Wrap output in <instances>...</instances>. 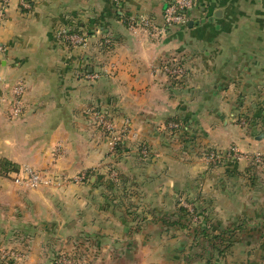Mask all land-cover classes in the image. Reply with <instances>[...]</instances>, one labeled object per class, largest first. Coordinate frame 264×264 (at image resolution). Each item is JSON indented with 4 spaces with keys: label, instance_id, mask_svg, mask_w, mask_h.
<instances>
[{
    "label": "crops",
    "instance_id": "0c3cea01",
    "mask_svg": "<svg viewBox=\"0 0 264 264\" xmlns=\"http://www.w3.org/2000/svg\"><path fill=\"white\" fill-rule=\"evenodd\" d=\"M169 1L11 2L0 24V160L64 178L27 190L0 177V235L21 239L18 264H264V166L251 161L264 152V0H193L186 26L161 32ZM73 24L84 46L61 39ZM167 60L185 70L175 85L158 71ZM111 136L124 144L116 156ZM231 148L238 161L206 162L207 150ZM179 207L196 215L191 234L166 226ZM234 227L223 256L194 245L199 228Z\"/></svg>",
    "mask_w": 264,
    "mask_h": 264
},
{
    "label": "built area",
    "instance_id": "2783aa9c",
    "mask_svg": "<svg viewBox=\"0 0 264 264\" xmlns=\"http://www.w3.org/2000/svg\"><path fill=\"white\" fill-rule=\"evenodd\" d=\"M12 1L13 0H0V24L3 22L7 9L10 7ZM16 1L21 9L29 10L31 7L27 0ZM193 4V0H170L163 12V26L161 28V32L168 28L186 26L188 22V13L189 10L193 8ZM135 23L140 24L146 29L154 30L157 33L160 32L158 31L157 26L144 18H140L136 21L134 20V24ZM73 28L74 27L71 26L61 31V39L67 40L71 46H84L86 40L81 35L72 33L74 32L72 31ZM69 33L72 34L68 35ZM108 43L109 41L106 40L102 42L100 46L104 47ZM163 72L164 75L168 78L169 83H171V81L177 82L181 79V77L185 75V70L179 65V63L176 62V60L167 61L166 66L163 68ZM23 94L24 85L22 83H17L12 89V100L10 101V115L14 119L19 117L21 114ZM171 127L176 128V126L173 124H171ZM118 141L119 138L117 136L109 137L108 147L113 151ZM145 153L146 151L143 150V154ZM222 155L224 157H229V159L231 158L237 161L241 158L240 154L236 152L234 148H231L226 153L210 151L208 154H205V157L209 163H215L216 161H220L222 159ZM251 161L255 166H264V152L258 153L251 157ZM112 176V178L115 179L117 175L116 173H113ZM82 178V176H78L75 180L80 181ZM12 180L16 185L20 187H23L27 190H34L39 187H49L53 183L64 181V178L52 175L50 173L46 174L25 168L21 171H18V173L12 174ZM62 258L63 257L61 256V258L58 260L60 264H62ZM70 262L75 263L77 261H75L72 256L66 258L64 257L63 264H70Z\"/></svg>",
    "mask_w": 264,
    "mask_h": 264
},
{
    "label": "trees",
    "instance_id": "16d2710c",
    "mask_svg": "<svg viewBox=\"0 0 264 264\" xmlns=\"http://www.w3.org/2000/svg\"><path fill=\"white\" fill-rule=\"evenodd\" d=\"M27 2L31 5V2L30 0H27ZM23 11H28L26 9H22ZM73 29L72 33H75V34H79L80 35V32H79V26L76 24H73ZM72 33H69L68 35L72 34ZM68 46H70V44L68 43L67 40H63ZM104 42V41H103ZM108 45V44H107ZM107 45L104 46L107 48ZM103 47V48H104ZM171 83L173 85H175L177 82H174V81H171ZM168 123L170 124H174V125H178V127L172 129V133H175L179 130V121L176 120V119H170L168 121ZM104 134L106 135H109V132H105L103 131ZM123 148H124V144L121 140H119L114 148V152H113V156H116L118 153H121L123 151ZM144 148V146H140L139 147V151L142 150ZM210 151H213V150H208L206 151L208 154ZM224 155V154H223ZM223 157V159H225L226 157ZM223 159H221L220 161H216L215 163H210L211 165H218ZM231 160L232 162H236V160L234 159H229ZM256 167V166H255ZM19 171V168L16 164L6 160V159H2L0 160V177H8L10 174H15V173H18ZM118 178V176L116 177ZM178 217H179V220L177 222H172V223H167V227H177L179 229H185L188 231V234H191L189 233L191 228H192V225L190 224L192 222V220L196 217V215L193 213V212H189L187 211L184 207H179L178 209ZM165 224V223H164ZM239 229V227H234V228H228L222 232H220L219 234H209L207 233V231L205 229H200L198 231H196L195 233V237H194V245L198 244L199 240H201V242L203 243H210V246L213 248H215V250L218 251L219 255H224L225 254V251L230 248V246L232 244L235 243V234H237V230ZM61 258V256L59 257H56L52 260V263L54 264H60V263H57V261ZM72 258L75 260V261H78L79 257L77 255H73Z\"/></svg>",
    "mask_w": 264,
    "mask_h": 264
},
{
    "label": "rangeland",
    "instance_id": "374dc122",
    "mask_svg": "<svg viewBox=\"0 0 264 264\" xmlns=\"http://www.w3.org/2000/svg\"><path fill=\"white\" fill-rule=\"evenodd\" d=\"M82 37L86 40V37H84V36H82ZM167 61H171V60H167ZM167 61H161L159 63L158 71H160L162 75H164L163 68L166 66ZM176 62L178 63V61H176ZM164 77L166 78V80L168 82V78L165 75H164ZM24 92H25V87H24ZM175 126L178 127L177 124ZM143 150L146 151L145 154H143ZM113 152H114V150L112 151L109 148V153H113ZM139 153L142 154V155H144V156H146L147 153H148V151H147L146 147H144L142 150L139 151ZM205 159H206V157H205ZM222 159H223V157H222ZM206 162H207V159H206ZM28 169H30V168H28ZM31 170L32 171H38V172H41V173H46V174L48 173V172H44V171H40V170H34V169H31ZM109 173H110L111 176L113 175V173H116V175H117V172L115 170H113V169H110L109 170ZM5 178H8V179L11 180L12 179V174H10L8 177H5ZM53 185L56 186L58 184L57 183H53L51 186H53ZM51 186H49V188ZM4 229L6 231H9L10 230V227L7 226V225H5L4 226ZM16 237H17V235L14 234L13 232L12 233H9L7 237H3V236L0 235V264H18L19 263V259H18L19 258V253H18L17 243L18 242H21V239L19 240ZM63 259H64V257L62 258V261H61L62 264H63ZM70 264H87V262H85L82 259V260H80V262H75V263L70 262Z\"/></svg>",
    "mask_w": 264,
    "mask_h": 264
},
{
    "label": "water",
    "instance_id": "95a60500",
    "mask_svg": "<svg viewBox=\"0 0 264 264\" xmlns=\"http://www.w3.org/2000/svg\"><path fill=\"white\" fill-rule=\"evenodd\" d=\"M165 1H168V0H165ZM165 8H166V6H165Z\"/></svg>",
    "mask_w": 264,
    "mask_h": 264
}]
</instances>
